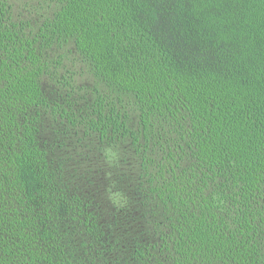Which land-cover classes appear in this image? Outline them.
Masks as SVG:
<instances>
[{"label": "trees", "instance_id": "obj_1", "mask_svg": "<svg viewBox=\"0 0 264 264\" xmlns=\"http://www.w3.org/2000/svg\"><path fill=\"white\" fill-rule=\"evenodd\" d=\"M0 264H264V0H0Z\"/></svg>", "mask_w": 264, "mask_h": 264}]
</instances>
